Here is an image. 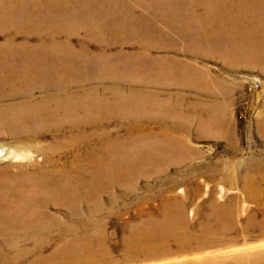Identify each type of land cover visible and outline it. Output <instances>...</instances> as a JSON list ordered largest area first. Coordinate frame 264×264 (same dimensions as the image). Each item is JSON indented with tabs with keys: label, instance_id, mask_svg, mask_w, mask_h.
<instances>
[{
	"label": "rangeland",
	"instance_id": "rangeland-1",
	"mask_svg": "<svg viewBox=\"0 0 264 264\" xmlns=\"http://www.w3.org/2000/svg\"><path fill=\"white\" fill-rule=\"evenodd\" d=\"M4 10L16 17L5 26L13 30L0 28V52L18 56L0 60L9 94L0 97V150L21 153L1 158L0 168H65L66 183L80 180L72 186L80 198L78 209L48 204L56 222L47 227L0 233V264L89 254L97 262L77 264H264V247L241 258L194 256L233 245L241 254L244 243L264 240V0H0ZM41 68L63 80H37L47 77ZM43 102L78 108L36 110ZM103 150L137 174H108L109 190L87 195L89 161ZM131 150L157 161H137ZM165 211L185 227L165 239L190 238L192 258L127 249L158 232ZM106 249L112 257L99 261Z\"/></svg>",
	"mask_w": 264,
	"mask_h": 264
},
{
	"label": "bare ground",
	"instance_id": "bare-ground-1",
	"mask_svg": "<svg viewBox=\"0 0 264 264\" xmlns=\"http://www.w3.org/2000/svg\"><path fill=\"white\" fill-rule=\"evenodd\" d=\"M13 17H16V15L14 13H10L7 10L2 11L0 13V28L3 27L5 31L6 30L7 31L13 30V28H6L5 27L7 24L10 23V20H12ZM7 51L8 52L10 51V52L8 53ZM7 51L0 52V60L1 61L9 59V58H16V56H18L15 54V50H7ZM3 52H6V53H3ZM26 56H30V55H26ZM39 70H40V72H43V74L47 76V77H42L41 79L36 77V79L39 81L46 82V80H51L52 77L55 78L57 76V75H55V76L51 75L55 71H49V70L44 71V70H42V68ZM56 78L62 79V78H59L58 76ZM32 84L33 83H30V86ZM39 85H40V83H39ZM50 85L51 84L45 83L44 87L50 86ZM9 86L12 87L11 85H9ZM53 86H55V84ZM31 88H32V86H31ZM3 91H4L3 84H0V92H3ZM7 94L8 93H4V92L2 94L0 93V97H2V98H3V96L6 97ZM56 104L57 105L54 106L55 108H53V107H50L49 105H47L46 102H43L41 105L35 106V109L36 110L48 109V112L51 111L54 113L56 111L59 112L61 109L66 110L68 113H71V114L73 112L74 113L77 112L76 110L78 107L74 103L57 102ZM85 105H88L87 106L88 108L85 110L88 111L89 106L91 109L92 104L87 103L86 101H84V102L82 101L81 103L78 104V106L81 108L82 107L84 108ZM74 113H73V115H74ZM55 116H57V115H55ZM55 116H53V117H55ZM43 122H44V120H43ZM143 140L144 139L142 138V141ZM105 143L107 145H110L111 142L109 141V142H105ZM138 148H139V146H138ZM20 150H21V148H20ZM22 150H24V148ZM117 152L118 151H116L114 153H115V158L118 161L121 160V158L124 159L123 155H126V154L134 155L135 158H137V161L139 160V158L143 159L146 162H149L151 164H155L157 161L156 157L152 156L150 153L147 156L140 157L137 154V150L125 151L126 154H121L122 157L118 159ZM20 153H21V151L18 153L17 148L13 151L12 150L5 151V153L2 150H0V156L2 155L0 157V159L1 158H8L10 156H13V157L15 156L16 158H18ZM106 153H107V150H103L100 152V155L95 156L98 158L95 159L92 157L91 160L89 159L90 160L89 166L91 164L90 167H92V170L90 169L91 170L90 172H91L93 180L90 182V185H89L92 188H90L88 186L90 188V190L89 189L86 190L87 195H90L91 193H94V192H95V194H96V192L99 194V192H104L103 190L105 188L107 190H109L110 187H108L107 181H102V180H105L104 177L108 174L116 173V174H119L121 176H126L128 174L130 177L137 174V172H134L135 169L128 171L129 167L114 166L112 164L113 159L108 158ZM177 155H178V152L175 153V156H177ZM87 159L88 158H86V160ZM127 159H129L128 156H127ZM47 163L52 164L53 161H51V159H48ZM76 164H77V162L73 163L74 167H77L78 164L77 165ZM82 164H81V166H82ZM34 166H35V164H34ZM64 169L65 168L43 169V168L39 167L38 170L31 172L30 167H28L27 165H24V164H18V165H15V167L11 164H8V165H5V166L0 168V171L3 172L4 175L6 174L5 177L7 178L4 183H2L0 181V189L3 191V196L0 197V233H1L2 239H12L15 237L11 233L12 232V230H10L11 228H21V229L44 228V227H47V225L45 223H47L48 225L55 223L56 220L46 211V206L48 204L67 206V207H69V209H78L79 208L76 205V203L79 202L78 199L80 197L77 196L78 194L74 195L73 187H77L79 185L78 183L80 180L78 182H76V180L73 179L74 181L72 180V182L66 183V179H67V177L69 178V174L65 173V171H67V170L66 169L64 170ZM115 169H119V170H115ZM88 171H89V169H88ZM48 174L50 177H53V180H54L52 182L50 181L51 185H49L47 182L44 181V180H47L46 176ZM78 175L80 177L83 176V178H84V176H87L88 173H79ZM81 182L83 183L84 181H81ZM107 192H110V191H107ZM249 196L252 198L255 197L251 192L249 193ZM91 197H93V196H91ZM98 199H99V196L97 197L96 200L98 201ZM167 207L168 206L165 205L164 209H166ZM175 217H178V215L174 216L173 213H171L170 211H165L164 216H163L164 222L162 223V220H159L158 222L156 221V223H155V225H156L155 228L158 230V232L154 231V232H149L148 234H143L142 235L143 241L141 242V244L138 247H137V245H138V241H137L134 245L127 247V249H130L133 253L141 251L146 256L148 254H152V251L153 252L155 251V253L156 252L158 253V252H160V249L165 248L169 254H173L175 250L185 253V255H182L181 258L174 259V261H176V260L185 261V260L192 258L193 256L188 255L189 253L187 252V250L189 249L190 244L192 242L190 238L185 237L184 239L186 241H184L182 239H179V240L176 239L172 243L165 239V234L167 232H170L172 230L175 231L176 229H179L180 227L185 228V227H182L183 224L176 223ZM148 221H149V219H148ZM147 224L148 223H146V225ZM203 224L205 225V227L209 231L210 228H209L208 223L204 222ZM69 225H72V224L69 223L68 226ZM152 225H154V224H152ZM164 226L166 228H168V231H166L164 229ZM213 227H214V229L217 228V229H220L222 231L224 230L220 225L213 226ZM150 228H154V227H150ZM156 229H154V230H156ZM208 231L204 233V234H206L205 238H209L210 232H208ZM199 234H201V233L199 232ZM109 237L111 238V235H109ZM263 238H264V230H261V240H263ZM197 241H198V239H197ZM260 242L261 243H256V244H252V243L247 244V242L244 243L242 246V251L245 253L241 252V254L240 253H234V251L237 249L233 248V246H234L233 245L230 247H223V249L222 248H217L214 250H212V249L206 250L205 249V252L196 253L194 256L197 259H209V258L212 259V258H214L213 256L218 257L220 254H221L220 256H223V257L229 256L230 258H232L234 255H238V254L240 255L239 258L246 257V256H248L246 253H250L251 250H259V248L264 247V240L260 241ZM108 245H109V243H108ZM95 255L89 254V255H85V256L75 257L73 259H63V260H59V261L56 260V261H53L54 263H51V262L46 261V260H41V261H33V262L28 263V264H61V263H64V264L75 263V264H77V263H80L82 261H88V260L97 262L95 260L96 259ZM137 255H139V254H137ZM2 256H4V255L0 253V257H2ZM98 256H99V261H102V262H104L108 258L112 257V255L108 251V249L102 250L100 255H98ZM124 256L125 257L127 256V252L124 253ZM170 256H172V255H170ZM234 259H236V258H234ZM237 260H238V264L243 263L241 261V259H237ZM255 261H256L255 264H257L259 262V261H257V257H255ZM209 262L212 263L214 261L210 260Z\"/></svg>",
	"mask_w": 264,
	"mask_h": 264
}]
</instances>
